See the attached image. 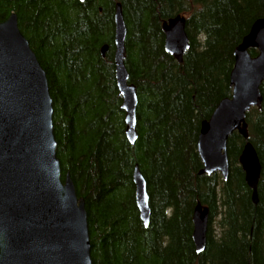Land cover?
<instances>
[{
    "label": "trees",
    "instance_id": "obj_1",
    "mask_svg": "<svg viewBox=\"0 0 264 264\" xmlns=\"http://www.w3.org/2000/svg\"><path fill=\"white\" fill-rule=\"evenodd\" d=\"M116 2L137 97L132 146L113 78ZM11 13L45 73L61 179L67 173L83 199L91 264H264V83L260 109L245 114L260 166L255 204L238 165L245 142L237 133L227 139L225 181L198 175L195 151L200 123L230 97L232 51L264 17V0H0V22ZM176 15L185 18L188 41L180 63L163 51L160 29ZM134 165L146 185V228L134 204ZM197 203L208 209L199 254L191 241Z\"/></svg>",
    "mask_w": 264,
    "mask_h": 264
},
{
    "label": "water",
    "instance_id": "obj_2",
    "mask_svg": "<svg viewBox=\"0 0 264 264\" xmlns=\"http://www.w3.org/2000/svg\"><path fill=\"white\" fill-rule=\"evenodd\" d=\"M82 2L83 0H79ZM113 78L123 113V134L130 146L136 140V90L124 65L125 25L121 6H113ZM184 18L176 15L161 23L163 51L177 63L188 48ZM248 49H254L251 57ZM107 46L100 48L103 57ZM228 75L230 97L220 100L202 121L195 151L198 175H228L227 139L237 133L243 140L238 165L243 181L257 202L260 166L247 139L245 114L260 109L259 87L264 83V17L255 19L232 51ZM52 100L45 73L27 40L20 34L15 14L0 22V264H91L84 202L56 158ZM131 181L134 204L143 228L149 207L145 180L136 165ZM208 209L198 203L191 213V241L196 254L203 251Z\"/></svg>",
    "mask_w": 264,
    "mask_h": 264
},
{
    "label": "flooded vegetation",
    "instance_id": "obj_3",
    "mask_svg": "<svg viewBox=\"0 0 264 264\" xmlns=\"http://www.w3.org/2000/svg\"><path fill=\"white\" fill-rule=\"evenodd\" d=\"M175 17V16H174ZM173 18V17H172ZM168 20V19H167ZM163 22V21H162ZM163 36V35H162ZM130 83V82H129Z\"/></svg>",
    "mask_w": 264,
    "mask_h": 264
},
{
    "label": "rangeland",
    "instance_id": "obj_4",
    "mask_svg": "<svg viewBox=\"0 0 264 264\" xmlns=\"http://www.w3.org/2000/svg\"><path fill=\"white\" fill-rule=\"evenodd\" d=\"M215 226V225H214Z\"/></svg>",
    "mask_w": 264,
    "mask_h": 264
}]
</instances>
